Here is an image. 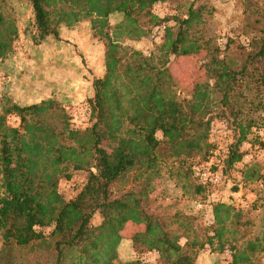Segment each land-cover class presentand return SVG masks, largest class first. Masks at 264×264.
I'll use <instances>...</instances> for the list:
<instances>
[{"label":"trees","instance_id":"obj_1","mask_svg":"<svg viewBox=\"0 0 264 264\" xmlns=\"http://www.w3.org/2000/svg\"><path fill=\"white\" fill-rule=\"evenodd\" d=\"M26 1L34 13L36 42L59 38L63 26L89 21L94 36L104 42L105 71L92 80L91 118L84 128H75L55 99L9 104L6 113L20 117L18 126L0 116L3 247L33 249L49 243L51 264H195L205 246L213 252L228 246L232 264H256L263 241L237 243L234 206L213 202L214 221L200 233L193 213L164 206V191H156L167 180L182 196L191 190L204 193L207 186L195 182L193 166L196 157L206 159L213 149L214 121L227 122L234 136L225 172L249 153L242 149L244 141L251 143V151L264 150L259 134L264 129V28L244 38L237 61L223 53L231 39L222 48L210 33L215 7L208 0ZM158 2H176V12L159 18L152 10ZM114 14L122 19L113 25ZM163 22L164 36L150 55L134 46L152 25ZM17 33L15 23L0 12V61L12 50ZM192 55H203L205 78L182 94L171 66ZM255 157L243 168L244 184L264 186V158ZM77 171H87V180L75 197L66 199L59 181ZM181 179L185 183L179 186ZM97 213L102 220L94 225ZM198 217L206 218V211L198 210ZM128 224L143 228L130 237L137 255L122 260L118 252ZM51 226L48 234L42 229ZM154 250L159 252L156 262H145V254Z\"/></svg>","mask_w":264,"mask_h":264},{"label":"rangeland","instance_id":"obj_2","mask_svg":"<svg viewBox=\"0 0 264 264\" xmlns=\"http://www.w3.org/2000/svg\"><path fill=\"white\" fill-rule=\"evenodd\" d=\"M208 2L215 7L209 25L210 33L216 36L217 43L221 44L222 48H226L231 39L229 48L223 53L241 61V46H244L243 42H246L244 38H252L264 28V16H262L264 0H208ZM155 5L156 3L152 10L155 14L159 13L158 16L161 19L176 12V2H164L159 8H155ZM0 12L9 22H14L18 30L12 50L0 61V116H4L8 124L18 126L20 117L13 113H6V107L9 104L16 102L20 105H29L55 99L70 116L73 126L84 128L86 123L90 124V120L82 122V119L86 118L84 108L89 107L88 100L94 93L92 80L102 69L105 70L104 42L94 36L91 23L83 21L73 28L63 26L60 28L59 38L50 35L36 42L33 39L34 13L29 2L0 0ZM121 19L122 15L114 14L110 21L114 25ZM156 25H152L149 34L142 37L139 42H133L134 46L143 51L147 47L153 50L159 44L150 38L151 31ZM251 49L252 45L248 47V50ZM202 58L203 55L185 56L172 63L171 70L183 86L182 94L194 88L200 80L205 78ZM212 124L220 128L224 126L229 128L231 135L228 137L231 144L233 143V132L227 122L214 121ZM259 134L264 139V129ZM210 142L215 145V148L213 146L206 159L196 157L194 165L212 168L214 173L220 175L219 181L206 183L207 187L202 195L196 194V196L191 190L186 196H182L181 190L174 186V182L164 180L156 194L158 191H164L165 197L160 199L164 206L172 204L175 209L186 208L187 213H193L196 216L194 224L200 233L208 229L206 224L213 222L214 216L213 209H202L198 207V204L209 198L224 201L234 206L235 212L239 214L238 223L234 227L237 232V243L244 245L250 239L260 238L264 246V186L260 183L244 184L243 168L247 163L244 160L239 169L240 175H231V169L225 172L226 158L222 157L219 162L215 158V153L220 148L218 146H221L220 141L213 143L210 137ZM251 148V143L247 146L242 145L243 150H249L245 160L250 162L254 154L255 159L260 158L259 156L264 158L263 149L251 151ZM87 175V171H77L70 179L62 177L58 188L63 197L66 199L75 197L83 189ZM196 178L195 182L202 183L198 177ZM179 182V186L185 183L183 179ZM118 188L119 186L115 189L118 190ZM172 207L170 211L174 212L175 209ZM198 210L206 211L204 220L198 217ZM101 220V215L97 213L92 223L98 225ZM142 228L128 224L124 229L123 235L127 239L122 241L118 252L122 260H130L137 255L131 245L130 237ZM46 229L48 234L49 230ZM184 241L185 239L182 240ZM50 247L49 243L35 244L33 249L30 246L21 248L16 245L3 247L0 238V264H51L54 257ZM228 248L226 246L222 252H213L207 245L199 252L195 264H232L233 257L230 248L228 253ZM155 251L147 252L145 256ZM254 260L256 264H264V249L256 251Z\"/></svg>","mask_w":264,"mask_h":264},{"label":"built area","instance_id":"obj_3","mask_svg":"<svg viewBox=\"0 0 264 264\" xmlns=\"http://www.w3.org/2000/svg\"><path fill=\"white\" fill-rule=\"evenodd\" d=\"M162 5H163V3L158 2V3H156L155 8H159ZM156 14L159 15V13H157V12H156ZM166 27H167L166 22L157 24L152 29L151 34H150V38L157 41L158 43H160L162 41L163 36H164ZM144 53H146L147 55H150L152 53V49L147 47L144 50ZM84 115H85L84 117H86V118L82 119V122H84V121L88 122L91 118V110L89 107L84 108ZM82 122H80V123H82ZM74 127L75 128H82L81 126H77V125H74ZM230 135H231V131L229 130V128H227L225 126L220 128L219 126H217L215 124L211 125L210 137L212 139V142L217 143L218 141H220V144H221V146H218V147H220L219 151L215 153V158L218 162L220 161V159L222 157L227 158V156L230 152L231 142H230V139L228 137ZM247 145H249V141L246 140L243 142V146H247ZM213 146L215 148L214 144H213ZM243 160H245V159H243ZM241 165H242V162L236 163L231 168L230 174L236 175V176L240 175L239 169H240ZM193 171H194V174L201 180V182L203 184H206L209 182H214V181L216 182V181H219V179H220V175L217 173H214L212 171V168H210V167L195 166L193 168ZM215 201H216L215 198H209L207 201L199 203L198 207L202 208V209L212 210V204ZM53 227L54 226H51L50 228H48V230H51ZM42 229L44 231L47 230L45 228H42ZM227 251H228V253H230L229 248L227 249ZM158 257H159V253L155 251L153 253L147 254L144 257V260H145V262H148V263H155L156 259Z\"/></svg>","mask_w":264,"mask_h":264},{"label":"crops","instance_id":"obj_4","mask_svg":"<svg viewBox=\"0 0 264 264\" xmlns=\"http://www.w3.org/2000/svg\"><path fill=\"white\" fill-rule=\"evenodd\" d=\"M104 71H105V70H104V69H102V70H101V72H100V73H98V76H101V75H103V74H104ZM244 162H245V163L247 162V163H246V165H248V164H249L248 160H244ZM0 238H1V237H0Z\"/></svg>","mask_w":264,"mask_h":264}]
</instances>
